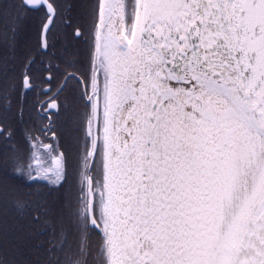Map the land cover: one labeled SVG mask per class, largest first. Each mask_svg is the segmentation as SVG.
<instances>
[{
	"label": "snow or ice",
	"instance_id": "6c2138e0",
	"mask_svg": "<svg viewBox=\"0 0 264 264\" xmlns=\"http://www.w3.org/2000/svg\"><path fill=\"white\" fill-rule=\"evenodd\" d=\"M86 31L56 264H264V0H95Z\"/></svg>",
	"mask_w": 264,
	"mask_h": 264
},
{
	"label": "flooded vegetation",
	"instance_id": "af4514ba",
	"mask_svg": "<svg viewBox=\"0 0 264 264\" xmlns=\"http://www.w3.org/2000/svg\"><path fill=\"white\" fill-rule=\"evenodd\" d=\"M47 2L54 4L59 18H53L55 22L45 29L51 16L46 7L21 8V0H0V109L6 111L5 115L0 112L4 122H0V133L17 128L11 118L13 109H18L19 126L38 169L48 163L56 171L54 161L65 155L67 139L81 150L82 105L76 80H68L59 89L66 76L75 73L81 77L88 67L86 29L95 0ZM14 20L20 26H14ZM77 26L85 31L84 36L75 35ZM25 79L29 87H25ZM77 126L80 136L72 137Z\"/></svg>",
	"mask_w": 264,
	"mask_h": 264
},
{
	"label": "trees",
	"instance_id": "16d2710c",
	"mask_svg": "<svg viewBox=\"0 0 264 264\" xmlns=\"http://www.w3.org/2000/svg\"><path fill=\"white\" fill-rule=\"evenodd\" d=\"M13 24L20 26L19 20H14ZM0 112L6 114L2 109ZM11 119L17 128L0 133V264H56L61 256L58 234L67 231L68 243L75 245L68 206L75 199L77 180L82 179L78 175L80 148H74L73 140L67 139L61 162L67 178L57 180L56 171L51 167L52 171L48 170V163L38 170L32 157L33 149L19 126L18 109H13ZM76 136H80L78 126L72 137ZM76 148L77 153H74ZM18 160L30 162L31 167L17 172Z\"/></svg>",
	"mask_w": 264,
	"mask_h": 264
},
{
	"label": "water",
	"instance_id": "95a60500",
	"mask_svg": "<svg viewBox=\"0 0 264 264\" xmlns=\"http://www.w3.org/2000/svg\"><path fill=\"white\" fill-rule=\"evenodd\" d=\"M39 6H41V5H40V4H36V5H28L27 7L31 8V9H36V8H38ZM44 7H46V9H47V6H46V5H44ZM50 15H51V14H50ZM48 20H49V19H48ZM46 25H47V26L49 25L48 21H47Z\"/></svg>",
	"mask_w": 264,
	"mask_h": 264
},
{
	"label": "rangeland",
	"instance_id": "374dc122",
	"mask_svg": "<svg viewBox=\"0 0 264 264\" xmlns=\"http://www.w3.org/2000/svg\"><path fill=\"white\" fill-rule=\"evenodd\" d=\"M37 167H38V166H37ZM47 168H48V170H50V168H49V167H47ZM47 168L45 167V168H44L45 170H44V169H43V170H44V171H47V170H46ZM38 170H39V169H38ZM50 171H51V170H50Z\"/></svg>",
	"mask_w": 264,
	"mask_h": 264
}]
</instances>
